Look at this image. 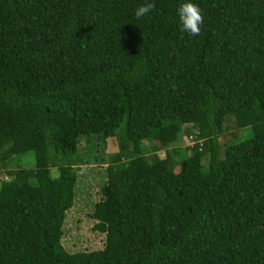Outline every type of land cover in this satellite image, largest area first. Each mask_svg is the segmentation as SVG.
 <instances>
[{"label":"trees","instance_id":"obj_1","mask_svg":"<svg viewBox=\"0 0 264 264\" xmlns=\"http://www.w3.org/2000/svg\"><path fill=\"white\" fill-rule=\"evenodd\" d=\"M145 2L0 0V264H264V0H191L198 36L188 0ZM229 112L252 135L221 149ZM192 127L180 159L149 152ZM84 133L118 150L81 156ZM99 160L104 243L69 251L76 168Z\"/></svg>","mask_w":264,"mask_h":264},{"label":"rangeland","instance_id":"obj_2","mask_svg":"<svg viewBox=\"0 0 264 264\" xmlns=\"http://www.w3.org/2000/svg\"><path fill=\"white\" fill-rule=\"evenodd\" d=\"M234 118L235 115L232 112L224 116L222 133L219 136L221 149L225 144L236 143L252 135V129L249 124L233 129L235 125ZM123 126V123H121L117 128L118 131L122 130ZM194 130L192 127L191 131L184 133L179 137L178 141L167 148L159 147L155 141H147L149 152L156 151L159 156H164L166 150L169 149L174 158L180 159L189 151L188 145L193 139L189 134L191 133L194 136ZM87 136H89L87 133L82 134L79 141L78 147L81 156L85 157L88 156L89 152L91 154L93 152L95 154L99 153V156H103L107 160L111 153L118 150L116 135L101 139L92 134L89 140L86 139ZM208 156L209 154L206 153L202 158L204 167L207 164ZM21 164L27 167L34 166V156L31 151L22 156ZM105 166L106 162L99 160L98 162L80 163L76 168L77 178L74 184V200L71 207L66 211L61 238L63 246L69 251L89 250L103 246L105 233L98 229H93L92 226L96 219L93 218L91 212L95 203L102 198L100 188L106 179ZM178 168L179 166L176 165L175 170ZM50 173L52 176H57L59 169L56 166H51ZM0 176L6 175L1 172Z\"/></svg>","mask_w":264,"mask_h":264},{"label":"clouds","instance_id":"obj_3","mask_svg":"<svg viewBox=\"0 0 264 264\" xmlns=\"http://www.w3.org/2000/svg\"><path fill=\"white\" fill-rule=\"evenodd\" d=\"M155 8V4L152 0H146L145 3L139 5L135 10V16L137 19L145 17ZM178 14L182 25V31L187 32L192 36H198L201 33V25L204 23V17L201 8L188 0L183 3L179 9Z\"/></svg>","mask_w":264,"mask_h":264},{"label":"built area","instance_id":"obj_4","mask_svg":"<svg viewBox=\"0 0 264 264\" xmlns=\"http://www.w3.org/2000/svg\"><path fill=\"white\" fill-rule=\"evenodd\" d=\"M191 137V136H190Z\"/></svg>","mask_w":264,"mask_h":264}]
</instances>
